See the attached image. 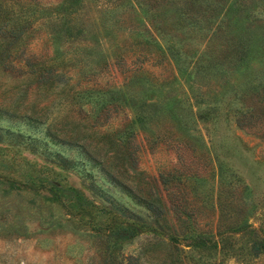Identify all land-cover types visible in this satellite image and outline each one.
<instances>
[{
    "label": "rangeland",
    "instance_id": "obj_1",
    "mask_svg": "<svg viewBox=\"0 0 264 264\" xmlns=\"http://www.w3.org/2000/svg\"><path fill=\"white\" fill-rule=\"evenodd\" d=\"M139 1L82 0L68 15L63 0H0V264H264V0ZM72 23L83 31L68 37ZM239 32L251 39L235 66ZM95 88L116 93L97 105ZM96 113L121 147L106 143L92 161L67 128ZM125 152L122 173L113 166ZM26 171L138 229H99L10 189Z\"/></svg>",
    "mask_w": 264,
    "mask_h": 264
},
{
    "label": "trees",
    "instance_id": "obj_2",
    "mask_svg": "<svg viewBox=\"0 0 264 264\" xmlns=\"http://www.w3.org/2000/svg\"><path fill=\"white\" fill-rule=\"evenodd\" d=\"M137 3H140L141 1L139 0H135ZM145 2V1H144ZM82 0H63L62 2V9L63 10H67V14L68 15H72L74 12H79V6L81 5ZM148 4L149 7L152 6L156 7L158 5L157 2H155L154 0H148V2H146ZM246 3H244V1L242 2L241 0L238 1L237 0V5H241L244 6ZM138 7V6H136ZM80 13V12H79ZM182 19L184 17H181ZM75 19V17H74ZM77 21V19H76ZM187 24H190L192 26H194V28H199V24H198V18L196 17H190V19H186ZM77 23L72 25H67L65 28V33L68 37H73L75 36L77 33H79L80 31H83V28L81 26H77ZM236 40H233L232 43H229V45H233L235 51H236V57H232V58H227L228 63L230 64L232 61L234 62L235 66H239L240 65V59H241V55H243V53H245V50H247L248 47V42L251 38L247 37L245 34H242L241 32H239L238 34H236L235 36ZM168 49H171V51H174L175 54L177 55L178 52L175 50V48L170 47ZM179 62V59H177ZM220 65V64H219ZM179 69L180 70H185L186 72V76H189L190 72H191V68L190 69H186V64H184V61L182 60V62H179ZM226 66H221L220 65V70L221 72L224 74L226 72ZM47 81H49L48 79H42L39 82H41V84H45ZM87 96L90 97V100L93 101V104H97L100 105V102L105 101V94H107V96L110 97L113 94H115V91L112 92H107L104 91L102 89H89L87 91ZM78 95V93H75ZM116 99V98H113ZM144 106V108H142L143 110H145L144 112H141V117L146 121V122H150L151 120H154L156 118L155 112H154V105L153 104H149V103H143L142 104ZM171 107H169V117L171 118H177L176 116L178 115V112L175 110V106L172 104L170 105ZM97 107V106H96ZM197 110L196 112H193L194 116H199L200 111H199V106H196ZM99 108V106L97 107ZM95 108V109H97ZM205 108V106H204ZM157 110V108H156ZM177 115H176V114ZM98 114H95V119L91 121H87V122H75L74 120L71 119L70 121V126L69 128H67V133L70 134L68 140L72 141V142H76L79 146V148H81L82 152L84 153V155L86 157H88L89 160L92 161H98L95 158L94 152H96L97 150H99L101 147L103 149V147H105L106 143H108L109 147H111V149L114 150V152L116 154L120 153V147H121V143L118 141H115L113 139H111V134H106V133H99V129L96 128V122L99 116H97ZM145 115H149L147 118L145 117ZM179 116V115H178ZM145 117V118H144ZM142 119V120H143ZM184 121V120H183ZM183 125L182 127L185 129L184 126H187V122H182ZM74 134H76L77 136L74 137ZM111 135V136H109ZM104 137H107L106 139L108 140V142H103ZM105 149V148H104ZM121 159V164L118 167V165H114L113 167L117 170H120V172L122 173H127L128 169L130 168V165H132V161L131 157H130V152H125V155H122L119 160ZM62 167H73L74 164H76V162L74 163L73 160L68 159L66 157H60L59 159ZM127 163V164H126ZM118 167V168H117ZM132 168H135L134 166ZM7 178H9L11 175L9 174H5L3 175ZM20 180L19 182H14L15 178H12L11 181L6 182V184L8 185V187L10 189H24V190H33V194H35V196H39L41 197L43 200H47L49 202H55L60 204L61 206L67 208L69 211L77 213L80 215V219L82 220H86L89 223L93 224L96 228L99 229H106V230H115L114 232L116 234H120V231H126L125 235L130 234V230H136L138 229L139 226L133 225V223H112V222H107L105 220H103V215L100 213V210L97 209V207H95V205L92 203V201L90 199H87L80 191H78L76 188L74 187H70L69 185H67V183H61L59 181H57L56 183L51 182L50 180H47V176H45V174H42L41 172H36L34 174H31L30 172L26 171L24 173V175H20ZM114 181H121L119 179H114ZM123 186H128L127 184L125 185L124 183H122ZM150 195V198L153 199V194L150 192L148 193ZM148 209L150 211H152L153 214H157L159 213V205L157 206V204H153L150 203L148 205ZM121 237V235H118ZM204 242V241H202Z\"/></svg>",
    "mask_w": 264,
    "mask_h": 264
}]
</instances>
